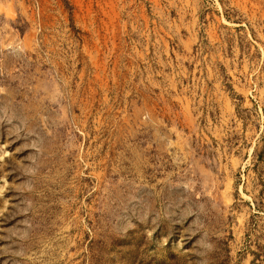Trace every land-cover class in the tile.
<instances>
[{"label": "rangeland", "instance_id": "1", "mask_svg": "<svg viewBox=\"0 0 264 264\" xmlns=\"http://www.w3.org/2000/svg\"><path fill=\"white\" fill-rule=\"evenodd\" d=\"M0 264H264V0H0Z\"/></svg>", "mask_w": 264, "mask_h": 264}]
</instances>
